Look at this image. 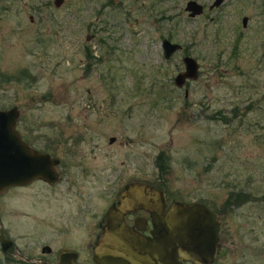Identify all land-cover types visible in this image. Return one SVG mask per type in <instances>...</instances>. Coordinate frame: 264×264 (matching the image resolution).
I'll return each instance as SVG.
<instances>
[{"label":"rangeland","instance_id":"374dc122","mask_svg":"<svg viewBox=\"0 0 264 264\" xmlns=\"http://www.w3.org/2000/svg\"><path fill=\"white\" fill-rule=\"evenodd\" d=\"M53 1L1 0L0 108L61 159L57 182L0 198L17 242L86 247L83 219L141 180L212 207L249 194L215 264H264V0H197L194 16L187 0ZM163 37L181 44L168 58ZM185 54L198 76L178 86Z\"/></svg>","mask_w":264,"mask_h":264},{"label":"water","instance_id":"95a60500","mask_svg":"<svg viewBox=\"0 0 264 264\" xmlns=\"http://www.w3.org/2000/svg\"><path fill=\"white\" fill-rule=\"evenodd\" d=\"M62 1L54 0V4L60 5ZM222 1H212L209 8ZM185 8L194 16L203 11V4L187 0ZM245 22L246 16L243 24ZM161 45L165 58L181 48L180 43L167 37L161 39ZM182 60L184 69L174 76L178 86L198 76L196 58L185 54ZM18 116L19 109L15 105L0 108V191L37 178L54 183L59 177L56 169L59 158L31 147L21 138L16 129ZM114 139L111 136L109 141ZM139 209L150 218L149 234L142 232L146 218L138 217L135 225L125 220L126 213ZM218 229L219 219L205 203L173 199L167 205L164 189L146 181L131 180L123 185L118 199L106 210L102 234L94 245V259L100 264H182L183 260L208 264L213 261ZM47 249L49 246L44 245L43 250ZM75 256L74 251L62 249L56 260L42 263L84 264L77 262Z\"/></svg>","mask_w":264,"mask_h":264},{"label":"flooded vegetation","instance_id":"af4514ba","mask_svg":"<svg viewBox=\"0 0 264 264\" xmlns=\"http://www.w3.org/2000/svg\"><path fill=\"white\" fill-rule=\"evenodd\" d=\"M212 1H214V0H212ZM0 9L2 11H4L6 9L5 4H3L1 2V0H0ZM209 9H211V8H209ZM244 16H246V15H243V17ZM243 17H242V23H243ZM246 20H247V16H246ZM16 123H17V121H16ZM18 132H19L21 138L28 145H30L31 147H34L28 141V139L25 136H23V134H21V132L19 130H18ZM34 148H36V147H34ZM38 150H40V149H38ZM43 151H45V150H43ZM46 152H48V151H46ZM50 154L53 155L52 153H50ZM60 161H61V159L59 158V162L57 165H59ZM57 165H56V167H57ZM58 175L60 177L59 171H58ZM59 177H58V179H59ZM34 180H32L26 184L12 185V186L5 188L4 190L0 191V198H3V195L6 192L9 193L8 191L10 189L16 190V189L24 188V187L30 185L31 182H33ZM55 182H57V181H55ZM50 184H53V183H50ZM122 187L117 191V197L112 202H114L118 199L119 193H120V190L122 189ZM162 189H164V188H162ZM164 191H165V189H164ZM165 193H166V191H165ZM166 197H167V205H168L171 202V200H169L167 193H166ZM229 199H231V198H229ZM249 199H247V200H249ZM247 200H245V201H247ZM193 201H201V200H193ZM201 202L205 203L210 209H212L219 219L218 240H217L216 247H215L213 261L208 263V264H215L217 262V260L219 259V257L221 256V253L225 252L226 247H227L226 246L227 245V233H226L225 228H223V226H222L223 215H226V211L230 209L229 206L234 205L235 203H233V201L229 200L228 203L222 202L220 204V207H212L211 205L207 204L204 201H201ZM240 202H243V201H240ZM1 206H2V204L0 203V264H36V263L37 264H44V263H42L43 261H54V260H56L60 250H62V249H70V250L74 251L76 253L75 260L77 262L84 263V264H100V263L96 262L94 259V245L99 240V238L102 234V225L105 223L106 210L107 209L102 214L100 219H98V215H96L95 218L91 217L90 220L88 218L87 219L82 218L83 222L85 223V229L86 230L88 229V231L90 233V235L88 236V239L82 240V241L86 242V247L78 249L75 247L62 246L58 250H54L50 247V245L42 244L41 245V253H40V252H35L34 248H32L28 243H26L25 245H20L17 242L16 238L13 237L14 231H12V229L10 227L11 226V224H10L11 220L10 219L12 216L10 217L7 210H5V208L3 209ZM124 217H125L126 222L130 225H135V221L138 217L146 218L147 219V221L145 223L146 227H145V229L142 230V232L144 234H149L150 228H151V223H150V218H149L147 212L139 209L136 211L126 213ZM44 245H48L49 249L43 250ZM182 264H195V263L192 260H183Z\"/></svg>","mask_w":264,"mask_h":264},{"label":"trees","instance_id":"16d2710c","mask_svg":"<svg viewBox=\"0 0 264 264\" xmlns=\"http://www.w3.org/2000/svg\"><path fill=\"white\" fill-rule=\"evenodd\" d=\"M231 199H229L230 201H233V203H237L240 201H245L247 199L250 198L249 194H247L246 192H242L240 193L238 196L235 197V199H232L233 197H230Z\"/></svg>","mask_w":264,"mask_h":264}]
</instances>
